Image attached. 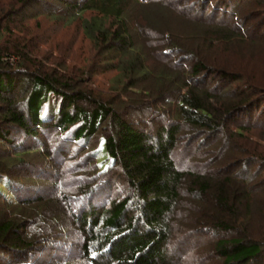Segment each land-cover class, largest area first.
<instances>
[{
    "label": "trees",
    "instance_id": "obj_1",
    "mask_svg": "<svg viewBox=\"0 0 264 264\" xmlns=\"http://www.w3.org/2000/svg\"><path fill=\"white\" fill-rule=\"evenodd\" d=\"M58 1L18 0L22 4L21 10L11 5L6 10L8 19L4 24L0 23V143L22 147L24 142L18 144L17 141L21 133L35 141L39 140L37 146L29 148L42 147L44 150L40 136L47 134L46 140L53 144L52 139L59 133V141L54 149L60 155L67 157L72 151L73 155L83 150L87 152L88 160L92 162L96 172L95 177H100V180L96 181L94 178L95 183H82L81 195L76 200L75 207L70 203L73 194L63 191L62 188L57 193L67 205L65 213L80 229L83 237L80 248L86 264H166L167 244L171 236L167 214L173 210L180 197L182 180L187 174L186 170L179 168L174 158L178 131L186 123L202 131L203 128L219 130L227 114L235 111L238 114L241 111L251 115L255 105L258 107L262 104L264 94L252 96V90L248 93L231 92L233 89L212 93L210 87H197L193 79L205 65L204 56L201 55L190 64L184 62L191 76L188 73L187 78L180 79L181 83L172 93L174 96L168 97L162 90L151 89L154 99L174 104L172 112L169 113H172V118H167L165 123L159 122L152 131L141 120L111 106L102 96L93 95L84 87L76 89L74 75L70 76L60 69L70 66L64 61H60V68H48L41 60H35V67H29L28 62L34 64L30 61V56L28 57L32 36L29 42L23 36H16L11 23L29 5L51 10L56 6H63L76 12L80 10V13L86 8L94 10L95 13L82 17L81 20L84 32L91 41L99 48L105 46L132 56L127 60V65L124 61L121 63V69L129 70L137 81L139 78H149L152 73L150 65L142 52L137 50L132 39L126 12L129 0ZM233 1L216 0V4L224 11L229 9V12L234 10ZM148 2L145 0L144 6ZM149 22L157 27L160 25H157L158 22L153 23L151 18ZM160 28L164 30L165 27L160 25ZM5 32L8 34L7 38ZM222 36L225 39L231 38L225 32ZM78 68L76 67L80 80L78 82H82L81 80L86 79L83 69ZM222 73L229 81L239 78V75L226 70ZM156 77L158 81L167 79L163 72ZM137 81L128 86L140 90L141 87L136 85ZM121 88L128 92L126 86ZM106 118L111 123V131L105 129ZM251 126L237 125L229 133L236 135ZM77 141L79 144L75 145ZM102 141L105 154L102 150L104 157L99 160L97 153L101 150ZM25 150L13 149L10 158L20 157ZM7 157L5 152L0 155V195L7 204L25 207L33 198L30 191L23 188L22 181L17 179L21 174L13 172L11 165L6 162ZM254 159L248 158L245 164L259 163L264 167L262 155ZM118 167L122 174L125 173L130 188L118 197H107L105 202L97 204V197L102 193L112 192L116 178L120 177L115 171ZM189 174L191 176L187 190L198 194L207 205V210L199 213L197 221L207 222L212 228L236 230V226L231 224L233 218L239 215L235 206L243 199L250 207V189L236 182V178L227 172H221L220 176L213 175L214 177ZM103 178L107 179L101 181ZM1 186L7 187L8 192ZM34 198L38 200L40 196ZM42 209L30 207L26 213L20 210L19 215H10L0 220V258L3 253L8 257L7 261L0 264H68L66 259L51 262L43 260L39 255L45 245H35V238H42L46 243L52 241L49 232L41 234V238L31 235V230L34 231L38 225L42 226V214H34L38 211L40 213ZM263 244L264 241L260 239L238 234L230 238H218L215 250L223 258V264H256L264 255Z\"/></svg>",
    "mask_w": 264,
    "mask_h": 264
},
{
    "label": "rangeland",
    "instance_id": "obj_2",
    "mask_svg": "<svg viewBox=\"0 0 264 264\" xmlns=\"http://www.w3.org/2000/svg\"><path fill=\"white\" fill-rule=\"evenodd\" d=\"M17 1L0 0L1 24L8 19L6 10L11 5L21 10L22 4ZM148 1L144 6L145 0H129L126 7L132 39L152 71L149 78H139L138 81L129 70L121 69V63L124 61L127 65V60L132 56L105 46L99 48L85 34L81 25L82 17L92 15L94 10L86 8L80 13V10L76 12L63 6H56L51 10L29 5L20 11L16 21L11 24L16 36H23L24 40L29 39L28 42L32 36L31 42L34 45L29 42L28 57L34 64L28 62L30 68L35 67V60H41L48 68H60V61H64L70 66L60 69L70 76L74 75L76 89L84 87L93 95L102 96L111 106L141 120L152 131L159 122L165 123L167 118H172V113H169L174 104L154 99L151 89L157 88L165 95L168 94V97L174 96L172 93L181 83L180 79L188 77L189 71L184 62L190 64L201 55L204 56L205 65L193 79L197 87H210L212 93L233 89L231 92L248 93L252 90V96L264 94L263 1L234 0V10L229 12V9L224 11L217 5L216 0ZM149 18L153 23L158 22L157 25L165 27L164 30L160 25L157 27L150 23ZM223 32L231 38H223ZM7 35L5 32V38ZM76 67L83 69L86 80L78 82L80 80ZM223 70L235 73L239 78L229 81L222 76ZM160 72L167 78L165 81L157 80L156 76ZM136 81L140 90L128 86ZM122 86H126L127 93ZM222 95L225 97V93ZM256 106L249 116L241 111L238 114L236 111L227 114L222 126L216 131L204 128L203 131L198 130V127L188 123L178 131L174 158L179 168L186 170L187 174L182 180L180 197L173 210L167 214L171 236L167 244L166 264H223V258L215 250L216 240L222 237L244 234L264 241V167L253 162L245 164L248 158H258L259 155L264 157V100ZM237 125L252 126L250 129H242L236 135H230V130H234ZM104 126L106 131H111L108 118L105 119ZM66 132L68 130L64 133ZM40 137L44 150L42 147L29 148L37 146L39 140L35 141L21 133L17 141L18 144L24 142L22 147L0 143V155L4 152L7 154L6 162L11 165L13 172L21 174L17 179L22 181L23 188L26 187L33 198L23 207L7 204L0 195V220L10 215H19L20 210L26 213L30 207L42 209L44 206L40 213H34L42 214V226L38 225L34 231L31 230V235H38L39 238L43 236L41 234L50 233L52 241L47 243L42 238H35V245H45L39 252L40 257L51 262L66 259L68 264H86L80 248L83 239L80 229L65 213L67 205L57 193L62 188L73 194L70 203L75 207L76 200L81 195L82 183H95L93 179L98 181L100 177H95L92 162H89L84 150L75 155L72 151V154L64 157L54 149L59 141V133L52 139L53 144L46 140L47 134ZM78 144V141L75 142V145ZM15 148L26 149L21 155L23 160L21 156L10 158ZM100 148L97 153L99 160L105 154L103 141ZM115 169L120 177L116 178L112 192L108 191L110 194L102 193L96 198L97 204L105 202L107 197H118L130 188L125 173L122 174L119 167ZM221 172L233 175L236 182L250 189V207L243 199H238L240 203L235 206L239 215L233 218L231 224L236 226V230L212 228L207 222L199 223L197 217L201 211L207 210L206 201L195 192L187 190L191 176L189 173L220 176ZM104 179L107 178L101 181ZM1 187L8 192L7 187ZM35 196H40V199L36 200ZM28 221L29 219L26 222ZM3 254L0 263L8 260L7 254ZM256 264H264V255Z\"/></svg>",
    "mask_w": 264,
    "mask_h": 264
}]
</instances>
